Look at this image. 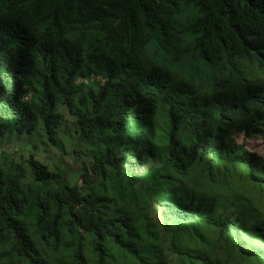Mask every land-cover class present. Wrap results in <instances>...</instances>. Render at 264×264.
I'll list each match as a JSON object with an SVG mask.
<instances>
[{
  "label": "trees",
  "instance_id": "1",
  "mask_svg": "<svg viewBox=\"0 0 264 264\" xmlns=\"http://www.w3.org/2000/svg\"><path fill=\"white\" fill-rule=\"evenodd\" d=\"M260 138L264 0H0V264H264Z\"/></svg>",
  "mask_w": 264,
  "mask_h": 264
},
{
  "label": "clouds",
  "instance_id": "2",
  "mask_svg": "<svg viewBox=\"0 0 264 264\" xmlns=\"http://www.w3.org/2000/svg\"><path fill=\"white\" fill-rule=\"evenodd\" d=\"M83 35H79L72 28H68L65 32V39L70 43L76 44L79 49L83 51L85 58L95 55L99 42L106 39V36L109 33L107 26L102 25L100 22L97 25H87L82 31ZM26 203H23L24 206ZM30 204V203H29ZM28 204V205H29ZM32 206V204H30ZM21 211H24L23 208H20Z\"/></svg>",
  "mask_w": 264,
  "mask_h": 264
},
{
  "label": "rangeland",
  "instance_id": "3",
  "mask_svg": "<svg viewBox=\"0 0 264 264\" xmlns=\"http://www.w3.org/2000/svg\"><path fill=\"white\" fill-rule=\"evenodd\" d=\"M242 141H243L242 136L237 139L238 143H242ZM247 146L250 151L264 155V138L251 139L248 141ZM74 150H75V142L68 141L66 143L65 151L57 150L54 154V157L56 159L63 158L64 160H76L78 158V154H75ZM10 152L20 155V147H12ZM68 168L70 170H76L78 169V166L75 165V166H71ZM32 207L35 208L37 215L42 220V222L48 223V218L50 217L51 212L49 210L41 209L40 205L32 204ZM52 210L54 211V209ZM25 212H26V209H25Z\"/></svg>",
  "mask_w": 264,
  "mask_h": 264
}]
</instances>
